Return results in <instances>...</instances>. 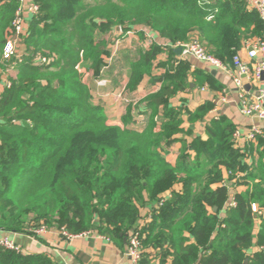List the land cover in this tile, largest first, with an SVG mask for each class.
<instances>
[{
  "label": "trees",
  "instance_id": "obj_1",
  "mask_svg": "<svg viewBox=\"0 0 264 264\" xmlns=\"http://www.w3.org/2000/svg\"><path fill=\"white\" fill-rule=\"evenodd\" d=\"M39 5L18 43L16 74L8 77L12 62L3 60V48L19 4L0 1V231L26 233L37 221L76 235L96 230L124 246V238L140 230L139 264H264V151L248 166L228 118L206 122L205 138L194 135L192 126L205 120L212 103L189 113V128L184 108L172 104L205 84L220 87L210 73L178 60L171 45L197 35L209 54L230 65L244 42L264 33L248 0ZM116 26L122 36L136 31L143 40L149 31L165 42L151 40L130 63L125 92H137L146 79L160 86L124 104L122 127L108 123L83 71L102 78L111 54L107 37ZM39 56L46 63H37ZM138 113L145 120L134 129ZM236 187L244 191L230 207ZM143 208L152 216L145 226ZM0 264L57 263L0 245Z\"/></svg>",
  "mask_w": 264,
  "mask_h": 264
},
{
  "label": "crops",
  "instance_id": "obj_2",
  "mask_svg": "<svg viewBox=\"0 0 264 264\" xmlns=\"http://www.w3.org/2000/svg\"><path fill=\"white\" fill-rule=\"evenodd\" d=\"M145 33L144 39L142 40L136 31L129 32L125 36H122L123 32L118 35L112 30V33L107 37L110 41L109 48L111 54L110 57L106 58V67L103 71L102 78L95 79L89 74L86 75L88 77V81L86 82L90 86L94 101L104 107L108 123L112 126H123L122 117L125 103L142 101L148 95L155 92L160 86H151L150 80L146 79L140 85L137 92L133 94L125 92L129 80V65L137 57L134 59L128 58L123 62L119 60L120 52L126 49L131 50L133 48L131 43L135 45L133 50L137 51V55L139 49L146 48V44L151 42V40L156 41L160 45H165V42L159 39L157 35L149 31ZM196 37L197 35H193L192 38ZM258 39L259 38H254L244 42L241 49L237 52V54L241 56L243 62L252 69L254 62L248 58L247 48L249 44L254 43ZM120 61L123 63H120ZM189 62L193 70L199 69L205 73H210L216 84L220 87V90L211 89L209 85L205 84L201 88H194L190 91L178 94L177 97L172 100V104L175 107L182 106L184 108V126L186 128L191 127L190 123L187 121L189 113L194 112L198 107L206 103H212L214 105L213 109L207 114L205 120L192 126L195 136L205 138V123L212 119H217L220 116L228 118L235 125L236 129H240L242 132L248 131L253 126L259 127L263 131V135L258 136L254 141L248 142L242 139L240 145H238L233 140L235 148L247 154L245 162L248 166L252 165L258 159L259 152L264 151V121L242 114L240 94L235 88L231 77V73L235 70L233 60L232 63L227 66L228 72L215 70L207 64L193 58L189 59ZM119 65L124 66L120 69L118 68ZM102 82L105 85H102ZM246 83V89L250 95L255 94L257 91V84L254 82L250 83L249 81H246ZM204 88L205 90H203ZM223 99H226L224 103L222 102ZM133 120L136 121V124H133L132 128L139 129V126L142 125L145 120V116L142 115V113H138ZM180 189L181 188L177 186L175 191L179 192ZM243 191L244 187L233 188L230 202L234 201L233 196L236 192ZM164 196L170 197L171 193L168 192ZM151 221L152 216L150 209H141L140 224L145 226ZM85 233L86 235L84 236L68 241L56 228L49 229L48 232L41 237L35 236L33 230L26 233H6L0 231V241L7 237L23 250L24 255H45L57 264H129V259L126 256L127 244H125V241L124 246H122L110 237L100 234L96 230Z\"/></svg>",
  "mask_w": 264,
  "mask_h": 264
},
{
  "label": "built area",
  "instance_id": "obj_3",
  "mask_svg": "<svg viewBox=\"0 0 264 264\" xmlns=\"http://www.w3.org/2000/svg\"><path fill=\"white\" fill-rule=\"evenodd\" d=\"M248 3L250 8L256 10L260 14L264 22V0H248ZM18 4V9L12 21L11 35L8 36L3 48V60L8 63L12 62L9 72L12 71L16 63L21 60V55L18 51V43L21 37L28 35L30 17L38 15L40 11L39 0H18ZM171 47L176 50L179 48L182 49L181 54L178 56V60L189 61V59L193 58L207 64L215 70L228 72V67L221 60L209 54L198 38H193L191 42L187 44L178 43L176 45H171ZM247 56L254 62L253 69L249 68L248 65L243 62L240 55H235L233 58L235 70L231 73L232 81L240 94L242 114L264 121V33L261 38L248 45ZM36 62L43 64L46 63V59L39 56ZM246 81L257 84V91L255 94L250 95L247 91ZM203 90H205V88ZM225 101L226 99L222 100L223 103ZM261 135H263V131L256 126H253L245 132L236 129L233 134V140L236 144L240 145L242 139L252 142ZM225 183H227V181H224V184ZM235 205L234 201L229 203L230 207H235ZM252 210L254 213L258 212L256 205L252 206ZM48 230L46 226H42L33 230V234L37 237H41L44 236ZM59 233L68 241L86 235V233L77 235L71 234L65 229L59 230ZM0 245L17 254H24L23 250L7 237L0 241ZM142 255V233L140 230H135L127 237L126 256L129 259V264H139Z\"/></svg>",
  "mask_w": 264,
  "mask_h": 264
},
{
  "label": "rangeland",
  "instance_id": "obj_4",
  "mask_svg": "<svg viewBox=\"0 0 264 264\" xmlns=\"http://www.w3.org/2000/svg\"><path fill=\"white\" fill-rule=\"evenodd\" d=\"M87 1H92V0H87ZM131 46L134 48L135 47V45L133 44V43H131ZM133 48L130 50V49H126V50H124V51H122V52H120V58H119V60H122L123 62H124V60H127L128 58L129 59H134V58H136L137 57V51H135V50H133ZM18 49H19V47H18ZM19 51V53H21V51H20V49L18 50ZM122 61H120V63H123ZM9 64H7V66H8ZM6 66V73H5V75H8V77H10V76H15V74H16V72H15V70L13 69L12 71H10L9 72V70H10V67L11 66H8L7 67ZM122 66H124V65H119V67L118 68H122ZM84 71V73L87 75V70L85 69V70H83ZM86 71V72H85ZM85 75V81H88V77ZM122 77V76H121ZM101 81V80H100ZM104 83L102 82V85H103ZM105 85V84H104ZM140 128H142V125H140L139 126V129ZM36 223H34V222H32V226L28 229V231L30 232V231H32V230H35V229H37V228H40V227H42L43 225H45V223L44 222H37V221H35ZM40 225V227H38ZM57 229V228H56ZM59 230V229H58Z\"/></svg>",
  "mask_w": 264,
  "mask_h": 264
},
{
  "label": "water",
  "instance_id": "obj_5",
  "mask_svg": "<svg viewBox=\"0 0 264 264\" xmlns=\"http://www.w3.org/2000/svg\"><path fill=\"white\" fill-rule=\"evenodd\" d=\"M113 30H114L118 35H120V34L122 33V28H121L120 26H116V27H114ZM181 52H182V49H181V48H179V49L176 50L177 55H180ZM124 241H125V244H127V237L124 238Z\"/></svg>",
  "mask_w": 264,
  "mask_h": 264
}]
</instances>
